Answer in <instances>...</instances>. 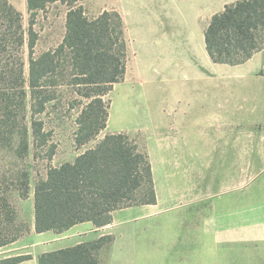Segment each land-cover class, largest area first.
Masks as SVG:
<instances>
[{"label": "crops", "instance_id": "obj_1", "mask_svg": "<svg viewBox=\"0 0 264 264\" xmlns=\"http://www.w3.org/2000/svg\"><path fill=\"white\" fill-rule=\"evenodd\" d=\"M95 1L121 15L129 54L145 59L153 83L162 82V105L141 122L150 131L157 204L62 234L37 233L34 214L31 231L0 249V263L30 256L19 264H39L44 254L112 236L96 253L102 264H264V49L241 65L215 64L205 41L212 18L240 0ZM134 86L125 98L142 116ZM191 138L198 149L208 140L204 165L194 152L198 171L209 168L208 196L196 195L195 176L184 180L193 171L183 149Z\"/></svg>", "mask_w": 264, "mask_h": 264}, {"label": "trees", "instance_id": "obj_2", "mask_svg": "<svg viewBox=\"0 0 264 264\" xmlns=\"http://www.w3.org/2000/svg\"><path fill=\"white\" fill-rule=\"evenodd\" d=\"M82 1L27 0L32 17L48 4L69 7L63 41L36 56L35 20L26 34L22 13L9 0H0V249L29 233L14 198H30L31 146L46 148L48 161L56 151L41 116L54 103L80 107L75 142L82 148L107 128L110 105L105 97L126 77L129 44L123 18L116 11L90 18L83 6H77ZM205 41L215 64L237 66L250 60L264 49V0L226 6L212 18ZM156 204L147 147L127 133L108 134L74 162L49 167L45 177L36 179L35 230L62 234L86 222L104 227L112 223L116 211ZM112 242V236H104L44 254L39 264H102L96 253ZM29 259L16 257L0 264Z\"/></svg>", "mask_w": 264, "mask_h": 264}, {"label": "rangeland", "instance_id": "obj_3", "mask_svg": "<svg viewBox=\"0 0 264 264\" xmlns=\"http://www.w3.org/2000/svg\"><path fill=\"white\" fill-rule=\"evenodd\" d=\"M9 2L22 13L26 34H28L29 31L30 21L32 19L35 20L34 30L38 37L35 47L36 56H40L42 53L55 49L63 41L66 34L67 13L69 11V7L66 4H62L61 2L48 4L44 10L36 12L34 17H32L28 11L27 0H9ZM77 6H83L90 18L97 17L106 11L104 10V6L98 4L95 0H84L82 4L78 3ZM131 46L132 50L135 49L136 42L135 44L131 42ZM24 57L28 71L29 50L27 47L24 50ZM147 64L148 63L141 56H137L133 59L132 55L129 54L124 84H116L112 91L105 97V100L110 105V116L107 128L94 141L82 148H78L75 142V134L78 130L77 120L82 110L80 107L77 106L74 109H69L65 102L60 104L54 103L49 106L47 113L41 116L46 124L47 131L52 134L51 143L56 147V151L52 159L48 161L46 160V148L36 150L31 146L27 161L32 175L30 198L26 200H22L18 196L14 198V203L18 209L20 219L27 225L29 232L31 231L30 227L34 218L35 182L37 178L46 176L49 167H60L65 163L74 162L82 152L94 147L108 134L127 133L132 138L136 139L142 146H147L150 131L146 125L141 124L143 116H145L143 114L151 111L157 112L163 103L164 97L161 87L162 82L153 83L152 79L147 76ZM132 82H134V87H137L139 93H137L136 96L134 95L131 99L138 102L142 116L135 112L133 107L129 106V98L127 100L125 98V93L127 91L132 92V89H129L130 83ZM194 144H196V148H194ZM197 144H199V142L191 138L183 148L185 153L184 159L187 163L186 166L193 170L185 175L184 180L189 181V178L195 176V181L198 185L196 195L208 196L210 184L209 168L208 166H203V171H198V157H200L201 165L205 164V160L208 161V140L200 141V149L197 148ZM199 151L201 155L195 157L194 152L200 154ZM154 160L157 164V154L154 156ZM191 161H193V163H191ZM219 178H221V176H219ZM225 180L226 179H224V181ZM31 194L33 195L32 197ZM21 257L30 258V256Z\"/></svg>", "mask_w": 264, "mask_h": 264}]
</instances>
